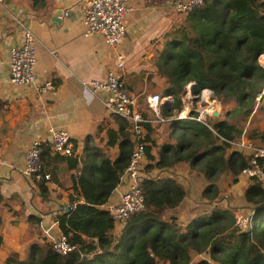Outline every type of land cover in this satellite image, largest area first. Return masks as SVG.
Wrapping results in <instances>:
<instances>
[{
  "label": "trees",
  "instance_id": "obj_1",
  "mask_svg": "<svg viewBox=\"0 0 264 264\" xmlns=\"http://www.w3.org/2000/svg\"><path fill=\"white\" fill-rule=\"evenodd\" d=\"M184 16L182 26L167 35L158 59L157 74L165 80L158 95L172 99L160 108L163 122L158 125H169L170 132L156 146L155 130L151 124L145 125L148 173L141 187L143 209L130 215L116 233L114 219L101 208L119 185L133 151L129 125L118 117V131L109 132L107 141V146L118 147L113 161L107 156L92 161L65 160L77 173L73 189L83 203L59 214L55 221L59 234L73 249L59 255L47 243L45 250L32 252L24 261L11 252L4 264H190L203 254L208 259L195 264H264V180L247 179L243 192L246 228L236 225L235 210L228 201H222L223 208L215 206L182 228L174 219L167 220L166 212L184 201L186 185L170 176L150 175L154 168H182L188 176L197 174L206 181L197 204L212 206L221 203L218 178L225 176L229 186L236 184L253 158V153L235 150L232 144L246 135L243 124L260 103L256 99L264 89V70L259 64L264 55V1L203 0L199 8ZM190 84L195 85V95L210 90L212 98L225 106L224 114L207 118V126L194 120L195 109L189 118L178 120ZM149 96L147 92L143 100ZM247 137L254 149H264V131L251 130ZM62 159L43 144V166L46 161ZM33 184L42 201H47L45 182ZM29 220L37 226L41 223L39 218Z\"/></svg>",
  "mask_w": 264,
  "mask_h": 264
},
{
  "label": "crops",
  "instance_id": "obj_2",
  "mask_svg": "<svg viewBox=\"0 0 264 264\" xmlns=\"http://www.w3.org/2000/svg\"><path fill=\"white\" fill-rule=\"evenodd\" d=\"M85 1L4 0L0 5V264L11 252L24 261L32 252L45 250L47 243L60 235L55 218L83 203L73 189L78 178L67 166L68 157L92 161L107 156L113 161L118 154L117 145L107 146L109 132L117 133L119 128L118 116L104 107L108 95H82V83L102 81L114 71L134 96L137 108L150 117L143 95L148 89L159 92L165 85L157 74L158 59L167 35L185 20V16L172 11L173 0H129L125 34L115 46L108 45L101 36L84 35ZM22 26L30 30L37 45L36 85L27 87L9 82V51L21 43ZM45 81L51 82L52 88L37 91L36 86ZM156 125H152L154 130ZM50 127L68 133L74 153L45 162L44 172L50 175L45 183L49 197L42 201L38 188L23 176L22 170L29 146L35 140L46 142ZM156 132L153 140L158 146L164 139ZM169 132L161 131L166 137ZM156 150L152 151L154 155ZM173 169L177 170L156 171L173 177L169 174ZM189 179H179L187 187L184 201L166 212V219H174L182 228L193 219L192 214L184 223L180 216L188 200ZM122 191L117 186L107 203H117ZM32 217L41 219L39 226L29 220ZM119 230L115 228L116 233Z\"/></svg>",
  "mask_w": 264,
  "mask_h": 264
},
{
  "label": "built area",
  "instance_id": "obj_3",
  "mask_svg": "<svg viewBox=\"0 0 264 264\" xmlns=\"http://www.w3.org/2000/svg\"><path fill=\"white\" fill-rule=\"evenodd\" d=\"M4 0H0V5ZM129 0H86L82 14V24L84 27V35L101 36L103 40L110 46H115L125 34V17L128 14ZM203 0H173L171 9L174 13L184 16L202 5ZM19 24V22H18ZM22 41L19 45L12 47L9 51V82L15 86L34 85L36 78L34 74V66L36 63V41L30 30L24 26ZM263 56V55H262ZM259 59H261V57ZM263 59V58H262ZM117 67H122L119 61ZM36 85V84H35ZM193 84L186 87L183 98L187 101L191 100L194 88ZM52 88L49 81H45L36 86L37 91L47 92ZM210 93V90L202 91ZM104 92L108 95L104 107L107 112L118 116L125 120L129 125V132L133 142V151L127 168L120 177L118 187L123 188L119 194L117 203H106L103 210L107 211L115 221L116 227L122 226L126 219L143 209L144 198L141 193V187L147 174L144 173L146 165L145 157V125H156L162 123L160 116V108L172 101L169 96H160L153 94L146 100L147 111L151 114L149 119L143 116V113L137 108V104L132 93L125 87L120 77L114 72L109 71L106 78L102 81H87L81 86L82 95H96ZM264 96V89L257 97L261 100ZM203 92L197 98H204ZM193 101V100H191ZM207 108H197V116L194 118L197 122L206 124L208 117L216 111L213 104H208ZM183 100V109L177 114L178 120L189 118V112ZM193 119V118H192ZM47 140H35L29 146L24 160L23 176L30 179L31 182L50 181V175L43 172V165L40 160L43 144H48L49 150L53 155L73 156V144L70 136L66 131L60 128L50 127L47 130ZM233 148L240 152L250 154L253 153L251 166L244 169L239 178H257L264 180V149H254L250 142L244 143L243 139L239 143H233ZM236 225L240 228L247 224V218H238L235 216ZM53 250L59 255H66L73 247H71L66 238L59 235L57 238L50 240Z\"/></svg>",
  "mask_w": 264,
  "mask_h": 264
},
{
  "label": "rangeland",
  "instance_id": "obj_4",
  "mask_svg": "<svg viewBox=\"0 0 264 264\" xmlns=\"http://www.w3.org/2000/svg\"><path fill=\"white\" fill-rule=\"evenodd\" d=\"M259 64L264 70V58L261 60L259 59ZM147 91L150 95L158 93L156 92V90H153V89H148ZM203 92H205V97L203 99L197 98V96L199 97ZM190 98L193 101L191 100L187 101L185 98H183L185 106L188 109L189 115L193 109L196 110L197 108H207L209 106L208 104H213L214 105L213 107L215 108V110H217L218 108L220 109L219 116H222L225 112V106L221 104L220 102L214 100L212 98V95H210V93H206L205 90L202 92L200 91L198 95H195L193 93V96L191 95ZM256 101L257 103L260 101V103H258L255 106V109L253 113L251 114V116L249 117L248 121L245 124H243L244 126L243 130H244V133H246V135L243 137V141L245 144H247V142H250V143L252 142L247 137V134L249 133V131L251 130H254L257 132L264 131V109H263L264 108V96L261 97V100L256 99ZM161 125L157 124L156 125L157 127H155L156 128L155 131L157 130L156 134L163 135L162 139H164L163 141H165L167 137L165 134H162L161 131L164 133L165 131L169 130V125H163V126ZM147 164L148 163H146L144 167V171H145L144 173L146 174L148 173L146 171ZM150 173H152L153 175L159 176V177L161 176V174L158 173L156 169L154 171L151 170ZM169 174L172 175L173 177H176L182 180L189 179L188 174L182 168H177V170L173 169L172 171L169 172ZM190 177H193V180L189 179V182L191 185L189 186V190H188V200L185 203V205L180 209V216L181 218L183 217L182 219L184 223L187 222L186 218H188L192 214H193V218H195L197 216H201L202 214L209 212V210H211L215 206L223 208V206L225 205L222 201H228L226 202V204L229 205L233 210H235L234 212H235L236 217L243 218V219L246 218V215H248V212L246 209V203L243 198V192L247 185V180L245 178L240 177L236 184L229 186L228 185L229 179L226 178L225 176H220L217 180V185H218V188L220 189L221 203H218L216 205L214 204L212 206H206V205L204 206V205L197 204V202L199 200V194L201 190L206 185V181L201 176H198L197 174H194V173H193V176L191 175ZM246 226H248V224H245L244 226H242V229L246 228ZM199 259H208V256L206 254L198 256L190 264H195L196 261Z\"/></svg>",
  "mask_w": 264,
  "mask_h": 264
},
{
  "label": "water",
  "instance_id": "obj_5",
  "mask_svg": "<svg viewBox=\"0 0 264 264\" xmlns=\"http://www.w3.org/2000/svg\"><path fill=\"white\" fill-rule=\"evenodd\" d=\"M192 88H195V85H194V84L192 85ZM219 112H220V109L218 108V109L212 114V116H213V117H218V116H219Z\"/></svg>",
  "mask_w": 264,
  "mask_h": 264
},
{
  "label": "bare ground",
  "instance_id": "obj_6",
  "mask_svg": "<svg viewBox=\"0 0 264 264\" xmlns=\"http://www.w3.org/2000/svg\"><path fill=\"white\" fill-rule=\"evenodd\" d=\"M261 60V59H260Z\"/></svg>",
  "mask_w": 264,
  "mask_h": 264
}]
</instances>
